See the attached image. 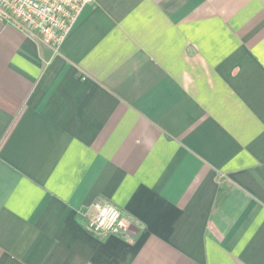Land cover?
<instances>
[{
	"label": "crops",
	"instance_id": "1",
	"mask_svg": "<svg viewBox=\"0 0 264 264\" xmlns=\"http://www.w3.org/2000/svg\"><path fill=\"white\" fill-rule=\"evenodd\" d=\"M0 264H264V0H94L57 50L0 17Z\"/></svg>",
	"mask_w": 264,
	"mask_h": 264
},
{
	"label": "built area",
	"instance_id": "2",
	"mask_svg": "<svg viewBox=\"0 0 264 264\" xmlns=\"http://www.w3.org/2000/svg\"><path fill=\"white\" fill-rule=\"evenodd\" d=\"M94 0H0V17L16 29L33 34L42 44L57 50L72 30L85 6ZM87 219L94 233L120 234L121 211L95 202Z\"/></svg>",
	"mask_w": 264,
	"mask_h": 264
}]
</instances>
